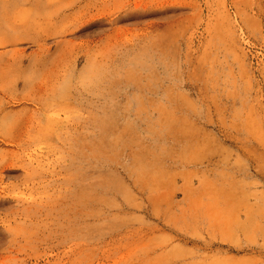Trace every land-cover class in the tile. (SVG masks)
Masks as SVG:
<instances>
[{
  "label": "rangeland",
  "instance_id": "374dc122",
  "mask_svg": "<svg viewBox=\"0 0 264 264\" xmlns=\"http://www.w3.org/2000/svg\"><path fill=\"white\" fill-rule=\"evenodd\" d=\"M0 264H264V0H0Z\"/></svg>",
  "mask_w": 264,
  "mask_h": 264
}]
</instances>
